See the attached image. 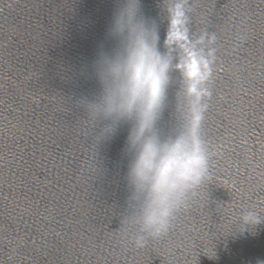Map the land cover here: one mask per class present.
I'll use <instances>...</instances> for the list:
<instances>
[{
    "label": "clouds",
    "instance_id": "1",
    "mask_svg": "<svg viewBox=\"0 0 264 264\" xmlns=\"http://www.w3.org/2000/svg\"><path fill=\"white\" fill-rule=\"evenodd\" d=\"M184 3L176 0L167 9L162 52L158 26L142 15L141 0H116L107 30L114 46L106 50L101 43L90 70H82L99 84L98 95L86 100L90 115L101 122L99 140L110 138L122 123L130 125L125 151L130 156L131 199L140 201L145 226L156 232L167 228L173 209L207 170L200 137L206 106L200 102L210 96L202 85L211 70L209 61L189 40ZM173 70L180 73L192 103L183 129L162 137L158 123L166 108ZM243 219L252 227L261 223L253 213Z\"/></svg>",
    "mask_w": 264,
    "mask_h": 264
}]
</instances>
